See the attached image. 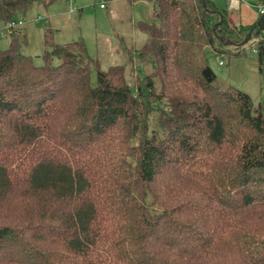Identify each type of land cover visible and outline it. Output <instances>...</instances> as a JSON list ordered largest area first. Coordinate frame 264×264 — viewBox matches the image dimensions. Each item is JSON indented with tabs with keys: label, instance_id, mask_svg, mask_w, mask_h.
<instances>
[{
	"label": "trees",
	"instance_id": "1",
	"mask_svg": "<svg viewBox=\"0 0 264 264\" xmlns=\"http://www.w3.org/2000/svg\"><path fill=\"white\" fill-rule=\"evenodd\" d=\"M144 1L139 61L121 41L125 61L107 70L83 40L51 42L37 66L23 27L2 35L0 264H264V107L206 55L240 57L264 19L246 29L211 0ZM30 2L0 0V21ZM256 53L264 73V40ZM116 129L124 147L109 151Z\"/></svg>",
	"mask_w": 264,
	"mask_h": 264
},
{
	"label": "rangeland",
	"instance_id": "2",
	"mask_svg": "<svg viewBox=\"0 0 264 264\" xmlns=\"http://www.w3.org/2000/svg\"><path fill=\"white\" fill-rule=\"evenodd\" d=\"M102 1L106 3L105 10L100 9ZM211 1L219 9L229 10L227 0ZM250 2L253 5L255 3L254 1ZM29 4L26 11L18 13L16 21L24 23L21 29L26 35L21 41L23 52L26 56L31 57L37 66L44 65L45 52L52 50L51 42L55 45H63L77 42V40H83L90 58L96 60L102 70H107L110 66L121 65L125 61L123 54L120 55L117 51L122 46L121 41L137 51L135 53L137 62L139 61V51L147 41L146 34L137 28V24L140 22L150 23L153 20L152 4L149 1L147 3L139 0L132 3V0H31ZM6 26L0 21V33ZM12 40V36L0 37V50H8ZM262 40H264V32L258 36L254 35L249 44L238 50V53L242 54L238 61L237 57L230 56L236 48L226 47L227 54L222 60L225 65L222 67L220 66L221 56L215 55L208 49L206 55H208L210 65L219 79L246 91L251 88L252 79L258 77L260 69L258 54L255 51ZM49 41L50 45L48 46L47 42ZM93 63L94 61H92V65ZM181 76L179 75L173 80L179 82ZM155 79L157 91L160 93V80L163 81V77L159 73ZM90 83L92 87L98 86V73L95 66L91 69ZM262 103L264 104V100ZM154 105L159 107L156 103ZM162 107L166 109V105H162ZM158 118L159 112H154L150 119L151 129L159 131L157 135L165 138L168 136V131H165L162 126L155 125ZM60 132L65 133L64 129H61ZM118 132L126 133L124 129L122 131L116 129L102 142L109 148V151L117 146L118 148L124 147L120 143L121 141H118ZM149 135H152L151 132ZM114 136L117 140L114 139ZM13 203L14 200L3 208V217L10 221L16 215L11 209ZM0 221L3 222V219Z\"/></svg>",
	"mask_w": 264,
	"mask_h": 264
},
{
	"label": "crops",
	"instance_id": "3",
	"mask_svg": "<svg viewBox=\"0 0 264 264\" xmlns=\"http://www.w3.org/2000/svg\"><path fill=\"white\" fill-rule=\"evenodd\" d=\"M140 1H144V0H140ZM250 1H252V2L254 1L255 2L254 5ZM132 2L133 3L134 2L136 3V2H138V0H132ZM258 5H259V2L257 0H248L246 3H242L239 6V8H237L236 10H234V13L239 18L240 26H242V27H244V28L247 29V28H249L251 26H255V24L258 23V21L261 18L260 14H259V11H257V6ZM124 44L127 45L126 43H124ZM125 49L130 50V51L132 50L134 53L137 52L136 50H134L132 48H129L128 46L127 47L125 46ZM120 50L121 49H119L117 51L121 55L122 53H121ZM135 56L136 55L134 54L133 58H135ZM135 60H136V58H135ZM236 60L238 61L239 60V57H237ZM259 68H260V66H259ZM244 91H246V90H244ZM247 91L246 92L250 94V96L253 98V100L255 101L256 104H262V105H264L262 103L263 100H264V73H262L261 68L258 70V77L256 79L255 78L252 79L251 88L247 89Z\"/></svg>",
	"mask_w": 264,
	"mask_h": 264
},
{
	"label": "built area",
	"instance_id": "4",
	"mask_svg": "<svg viewBox=\"0 0 264 264\" xmlns=\"http://www.w3.org/2000/svg\"><path fill=\"white\" fill-rule=\"evenodd\" d=\"M248 0H227L228 2V9L231 10V11H234L236 10L237 8H239V6L242 4V3H246ZM259 2V5L257 6V11H259V14L261 17L264 16V2L263 0H257ZM106 8V3L104 1H102V4L100 6V9L102 10H105ZM24 26V23L22 21H17V22H13L12 24H9L5 27V29L3 30L2 33H0V37L2 35H10L12 34V32L15 30V29H20V27H23ZM257 52V50L255 51ZM224 56H221V60H220V66L222 65H225L224 62H222V60L224 59Z\"/></svg>",
	"mask_w": 264,
	"mask_h": 264
},
{
	"label": "water",
	"instance_id": "5",
	"mask_svg": "<svg viewBox=\"0 0 264 264\" xmlns=\"http://www.w3.org/2000/svg\"><path fill=\"white\" fill-rule=\"evenodd\" d=\"M263 19H264V16H263V17H261V19H260V22H262V21H263ZM251 38H252V31H250V32H249V34H248L247 38H246V39H245V41H244V45H247V44H249V42L251 41Z\"/></svg>",
	"mask_w": 264,
	"mask_h": 264
}]
</instances>
